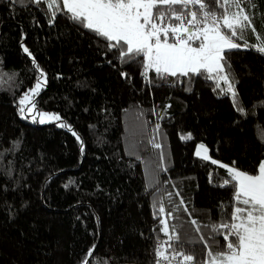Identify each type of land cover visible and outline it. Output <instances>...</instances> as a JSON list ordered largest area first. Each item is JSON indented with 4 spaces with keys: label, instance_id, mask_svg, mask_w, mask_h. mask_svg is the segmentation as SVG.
Returning a JSON list of instances; mask_svg holds the SVG:
<instances>
[{
    "label": "trees",
    "instance_id": "trees-1",
    "mask_svg": "<svg viewBox=\"0 0 264 264\" xmlns=\"http://www.w3.org/2000/svg\"><path fill=\"white\" fill-rule=\"evenodd\" d=\"M254 3L251 11L264 13V0ZM50 20L43 2L0 0V152H6L0 159V264H155L157 241L167 239L160 218H153L154 189L146 190L157 179L156 196L167 210L166 194L179 190L173 199L183 198L201 227L196 233L181 210L185 231L206 236L204 226L221 221L220 204L234 203V189L218 186L227 177L219 163L235 162L255 174L264 160V56L244 49L229 56L246 110L241 114L230 96L218 98L212 81L169 77L164 83L149 71L152 84L146 85L140 63L122 65L118 51L63 14ZM253 23L264 36L258 15ZM246 38L256 43L250 30ZM40 70L47 83L37 108L59 114L79 134L83 154L66 128L20 117L18 101ZM157 124L160 149L149 143ZM189 133L190 140L181 139ZM199 144L217 165L195 156ZM160 153L165 171L157 167ZM218 241L214 252L226 243L222 236ZM183 251L197 262L207 254L202 243L185 244Z\"/></svg>",
    "mask_w": 264,
    "mask_h": 264
},
{
    "label": "snow or ice",
    "instance_id": "snow-or-ice-1",
    "mask_svg": "<svg viewBox=\"0 0 264 264\" xmlns=\"http://www.w3.org/2000/svg\"><path fill=\"white\" fill-rule=\"evenodd\" d=\"M22 2V0H21ZM39 4L42 0H31ZM51 10L52 20L58 14L84 29L91 31L98 38L107 42L108 49L119 52L117 59L122 65L140 63L141 76L146 85H151L149 71H154L156 78L164 83L169 77L193 79L203 78L214 83L213 92L218 98L230 96L234 109L241 114L246 110L241 106L236 79L230 71L232 68L229 56L233 50H254L264 56V36L258 34L254 27V17L259 16L264 22V13H254L257 8L254 0H43ZM255 34L256 43L250 44L246 34ZM239 41H243L240 43ZM29 53L27 47L23 48ZM31 55V53H29ZM111 63V62H109ZM33 65H36L33 59ZM126 76V73H122ZM223 82V87L222 83ZM46 75L40 70L35 85L23 94L18 101V112L21 118H31L33 122L46 124L59 122L57 126L72 132L80 143L81 154L84 151L83 141L72 127L64 122L59 114L39 111L36 97L46 85ZM170 86H175L172 83ZM191 91V88H186ZM261 106H264L262 102ZM166 105L165 108H170ZM155 114V109H153ZM156 137L149 141L155 149L161 144L156 142L160 134V125L155 127ZM187 137L181 139H191ZM264 142V141H262ZM20 141L13 142L12 150L18 149ZM208 149L203 144L197 146L195 156L202 161H210L211 165L219 162L210 158ZM6 152H0V159ZM139 159V157H137ZM157 166L160 171L166 170V157L159 156ZM225 168L227 177L218 186L234 189V203H221V221L205 225L208 234L195 239L185 231V223L181 210L188 214L191 226L196 233H201L197 220L183 198L177 203L173 196L180 197V191L166 194L171 210H167L162 199L157 198L159 192L155 180L146 186L153 188V218L159 219L163 227L160 232L167 238L157 241L154 248L155 264H264V160L257 165L255 174H250L235 167L219 163ZM218 175V173H217ZM158 176V173H157ZM213 173H209V182L213 183ZM167 183V182H165ZM68 185H65L67 187ZM217 186V185H213ZM231 207L230 218L227 209ZM177 223L172 224L170 221ZM222 236L225 245L222 251L214 252L219 246L218 237ZM203 244L207 249L206 258L197 262L195 254L183 251L185 244ZM93 249L89 250L92 254ZM179 249V250H178ZM84 264H88L87 259Z\"/></svg>",
    "mask_w": 264,
    "mask_h": 264
},
{
    "label": "rangeland",
    "instance_id": "rangeland-1",
    "mask_svg": "<svg viewBox=\"0 0 264 264\" xmlns=\"http://www.w3.org/2000/svg\"><path fill=\"white\" fill-rule=\"evenodd\" d=\"M42 2H43V0H42ZM44 3V2H43ZM44 4H46V3H44ZM47 6V5H46ZM51 114H57V113H51ZM20 115V114H19ZM21 117V116H20ZM24 119V118H23ZM25 120H27L29 123H31V124H36V125H40V126H44V125H50V124H54V125H56L57 126V123H59V122H51V123H46V124H40V123H38V122H33L32 120H31V118H30V116H29V118H27V119H25ZM196 150H197V147H196ZM195 150V151H196ZM209 155V154H208ZM200 159V158H199ZM210 162V161H209Z\"/></svg>",
    "mask_w": 264,
    "mask_h": 264
}]
</instances>
